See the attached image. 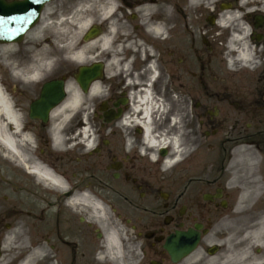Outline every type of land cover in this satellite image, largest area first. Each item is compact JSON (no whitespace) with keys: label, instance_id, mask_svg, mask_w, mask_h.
Instances as JSON below:
<instances>
[{"label":"flooded vegetation","instance_id":"1","mask_svg":"<svg viewBox=\"0 0 264 264\" xmlns=\"http://www.w3.org/2000/svg\"><path fill=\"white\" fill-rule=\"evenodd\" d=\"M25 1L0 0V16L33 18L3 11ZM4 50L26 163L63 189L18 165L13 185L0 182V264H104V236L77 199L102 208L132 264H264V0H53ZM51 83L62 88L48 104L60 102L32 117ZM144 91L174 102L176 157L153 146L166 138L155 107L147 138ZM188 230L200 257L174 263L165 242ZM30 250L45 253L35 262Z\"/></svg>","mask_w":264,"mask_h":264},{"label":"bare ground","instance_id":"2","mask_svg":"<svg viewBox=\"0 0 264 264\" xmlns=\"http://www.w3.org/2000/svg\"><path fill=\"white\" fill-rule=\"evenodd\" d=\"M44 50H46L44 48ZM79 59V55L77 57ZM50 60L47 58L43 61V67H47L50 65ZM78 100V96L76 94H72L68 100L63 104V107L70 108L73 106ZM141 110V123L144 126L145 133L149 134V128L151 127L152 123L149 121V116L151 113V110L153 107L157 109V114L159 117L158 122L161 121L162 116V105L159 101H155L152 104V100L149 97L148 92L144 91L143 97L141 98V101L137 104ZM63 108L59 109V112L62 113ZM20 123L21 119L19 118L18 114L14 111L11 101H9L8 97L3 94L2 90L0 89V149L2 151H6L8 155V160L11 161L14 165L17 164L18 167L25 168L29 171L30 174L34 175L35 177H38V180H40L44 186H52L56 189H63L62 183L55 177L49 170L42 165L39 161L33 162L31 165L26 163L25 159V151H24V143L26 136L21 135L20 133ZM176 124V122L174 123ZM151 143V139H149ZM164 144L162 142L155 145L153 143V146H163ZM170 147H171V156L176 157L178 155L179 150V143L176 138L170 139ZM80 202L87 203L86 201H80L79 199L76 200L74 204L77 206H80ZM85 206H88L85 204ZM92 211L95 215V218H101L98 217L100 214H102V210L98 206H92ZM105 252L107 254V257L111 260H114L118 262V264H122L121 262V253L118 246V241L113 232H107L105 236ZM194 259V257H190L187 262H191ZM186 262V263H187Z\"/></svg>","mask_w":264,"mask_h":264},{"label":"water","instance_id":"3","mask_svg":"<svg viewBox=\"0 0 264 264\" xmlns=\"http://www.w3.org/2000/svg\"><path fill=\"white\" fill-rule=\"evenodd\" d=\"M47 1L50 0H27L26 5L17 8L16 11H25L27 10V6H32V8H34L37 3V9L34 8L33 11L34 13L37 12V15H39L42 6ZM15 18L16 17H13V21H8V22H5L0 18V43L8 44L12 42H18L21 39L23 33L29 28H31L36 22V18H34L32 19L33 21L30 20L28 24L25 23L23 25H20L16 21H14ZM57 86L58 87L45 86L43 89L40 104H45L47 102L46 105L44 106L46 109L52 107L48 104V102H50L49 99L50 91L59 90L60 85ZM55 101H57V99ZM39 107L40 105L37 104L32 107L33 115L38 110H40ZM198 241H199V234L196 232L189 231L187 233H178L176 235L170 236L167 239L165 244V249L168 251L171 259L174 262H176L179 259L189 255L196 248Z\"/></svg>","mask_w":264,"mask_h":264},{"label":"rangeland","instance_id":"4","mask_svg":"<svg viewBox=\"0 0 264 264\" xmlns=\"http://www.w3.org/2000/svg\"><path fill=\"white\" fill-rule=\"evenodd\" d=\"M40 31V30H39ZM38 33H41V32H38ZM40 42V39H38V43ZM43 43H39V46H40V49H43L44 47H46V49L47 50H49L48 48H47V45L46 46H44V45H42ZM47 44V43H46ZM62 45H63V43H61V42H59L58 44H55V52H54V56H53V65L54 66H58L59 64H60V59L58 58L59 56L58 55H60V54H58V53H60V51L62 52V50H63V48H62ZM64 47V46H63ZM12 54V52H10V51H6V50H4V51H2L1 53H0V61L1 60H3V62H5V60H7V64H3V62H2V64L1 65H3V66H7L6 68H4V70L5 71H10L11 70V68L13 67V63H12V61H10V55ZM9 60V61H8ZM0 65V66H1ZM4 70L3 69H1L0 70V89L2 90V92H3V94H5V96H7L8 97V99H9V101H11L12 102V100H11V96H10V94L9 93H7L5 90H3V79H2V77H3V73H4ZM2 81V82H1ZM2 83V84H1ZM10 86V85H9ZM177 127L175 126V128H171V129H169V131L168 132H166V135H167V138H169V135H170V133H172L173 131H174V129H176ZM8 158V155L5 153V152H3L1 149H0V182L1 181H3L2 183L3 184H7V185H13V183L11 182V181H14V177H15V174L17 173V171H15V168L13 167V163H9L7 160ZM36 158H34V160H35ZM15 166V165H14ZM37 185L39 184V182H36V181H34ZM33 182V184H35ZM2 183H0V184H2ZM90 204V203H89ZM89 206V205H88ZM85 215H86V218L88 219V220H90L92 223H95L97 226H99L100 228H101V230L103 231V235H106V233L107 232H109L110 230L105 226L106 225V223L109 221V218L105 215V217L104 216H102L100 219H96L95 218V215H94V213L93 212H91V210L89 209V208H86L85 207ZM11 237H15L14 235H10ZM14 239V238H13ZM104 242H105V240H104ZM103 242V245H105V243ZM21 252H24V251H21ZM28 253L29 254H32L33 253V251L32 250H30V251H28ZM44 253H45V251L44 250H42V251H40V253L38 252V253H36L35 252V254L33 255V257L31 258L32 259V261H35V262H37V261H39V258L42 256V255H44ZM104 253H105V250H104ZM199 255V254H198ZM200 256H197V258H199ZM137 257L136 256H134L133 257V259H136ZM133 259H132V262H133ZM121 260H122V263L123 264H132L131 263V259H128L127 257H125V256H123L122 255V257H121ZM101 261H103V262H106V264H118L116 261H114V260H111V259H109V258H104V259H101ZM39 264V263H38ZM201 264H205V262H201Z\"/></svg>","mask_w":264,"mask_h":264}]
</instances>
